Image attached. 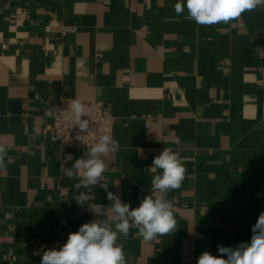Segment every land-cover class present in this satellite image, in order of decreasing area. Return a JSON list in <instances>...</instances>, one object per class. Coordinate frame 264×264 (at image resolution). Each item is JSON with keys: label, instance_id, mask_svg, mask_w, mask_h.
I'll return each mask as SVG.
<instances>
[{"label": "crops", "instance_id": "crops-1", "mask_svg": "<svg viewBox=\"0 0 264 264\" xmlns=\"http://www.w3.org/2000/svg\"><path fill=\"white\" fill-rule=\"evenodd\" d=\"M176 2L0 0V264H40L95 218L87 207L111 203L99 185L77 187L84 153L55 144L60 97L110 103L119 150L104 176L131 208L164 148L186 168L167 194L176 231L148 241L130 228L125 264H197L251 242L264 211V8L198 25Z\"/></svg>", "mask_w": 264, "mask_h": 264}, {"label": "clouds", "instance_id": "clouds-1", "mask_svg": "<svg viewBox=\"0 0 264 264\" xmlns=\"http://www.w3.org/2000/svg\"><path fill=\"white\" fill-rule=\"evenodd\" d=\"M173 7L177 15L186 8V18L198 25H213L235 20L246 11L264 8V0H177ZM67 111L73 126L81 132L90 130V120L82 101L73 100ZM118 150L119 142L105 134L88 147L81 158L75 159L72 169L79 175L77 187L87 189L99 185L111 203L108 206L94 203L87 207L95 218L69 233L59 250L55 247L44 250L40 264H125L123 243L117 241L121 236L126 238L130 228H136L138 235L148 241L176 231V220L171 211L173 204L167 194L179 189L185 179L186 168L179 153L164 148L154 157L150 169L160 170V174L151 180V194L133 209L120 196L108 191L111 183L104 176L107 170L104 158ZM5 154V147L0 145V166ZM64 159L72 160L73 157L68 154ZM67 174L71 176L73 171ZM76 202L81 206L86 203L83 199ZM96 217L104 218L98 220ZM217 248L219 256L204 251L197 258V264H264V211L252 226L250 243L241 242L235 247L218 245Z\"/></svg>", "mask_w": 264, "mask_h": 264}, {"label": "built area", "instance_id": "built-area-1", "mask_svg": "<svg viewBox=\"0 0 264 264\" xmlns=\"http://www.w3.org/2000/svg\"><path fill=\"white\" fill-rule=\"evenodd\" d=\"M75 100L72 97H60L51 109V135L60 149H68L74 153H84L88 147L96 143L101 135L112 136L113 115L111 105L100 100L82 101L90 120V130L81 132L73 126L69 118L68 107ZM264 186V173L262 176Z\"/></svg>", "mask_w": 264, "mask_h": 264}]
</instances>
